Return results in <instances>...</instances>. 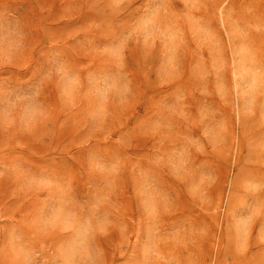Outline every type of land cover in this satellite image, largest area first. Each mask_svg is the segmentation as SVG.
<instances>
[{"label": "clouds", "instance_id": "clouds-1", "mask_svg": "<svg viewBox=\"0 0 264 264\" xmlns=\"http://www.w3.org/2000/svg\"><path fill=\"white\" fill-rule=\"evenodd\" d=\"M0 264H264V0H0Z\"/></svg>", "mask_w": 264, "mask_h": 264}, {"label": "rangeland", "instance_id": "rangeland-1", "mask_svg": "<svg viewBox=\"0 0 264 264\" xmlns=\"http://www.w3.org/2000/svg\"><path fill=\"white\" fill-rule=\"evenodd\" d=\"M195 23V21H193ZM147 35L145 36V44L147 45L150 39L154 38V34L149 30L148 26L145 25L144 28ZM161 39H164L163 36H161ZM110 55L114 59H118L121 56V52L118 49H112L110 50ZM90 79H93L90 77ZM80 87V79L78 76H68L67 77V85H66V94L71 101L74 99V93L79 89ZM215 138V137H214ZM103 170V166H98ZM215 178L211 175L204 176L201 178L200 182L196 185H194L191 188V194L195 198V200L199 203L200 211L201 213H207L209 211V205L211 204L210 200V194H211V187L214 183ZM38 185L43 186L45 184L44 181H36ZM209 186V187H206ZM249 189L252 191L256 190V187L254 185H249ZM70 221V214L65 215L63 217V223L67 224ZM53 226H55V221L53 223Z\"/></svg>", "mask_w": 264, "mask_h": 264}]
</instances>
